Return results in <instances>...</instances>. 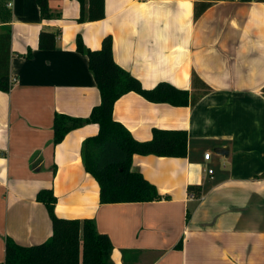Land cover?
I'll return each mask as SVG.
<instances>
[{"label": "crops", "instance_id": "obj_1", "mask_svg": "<svg viewBox=\"0 0 264 264\" xmlns=\"http://www.w3.org/2000/svg\"><path fill=\"white\" fill-rule=\"evenodd\" d=\"M196 2L106 0L104 19L78 23L76 0H49L51 20L36 0H0V33L11 32V89L0 90V263L7 239L29 247L52 236L37 199L51 189L59 218L93 219L110 237L111 264H264V0H212L197 21ZM57 30L56 48L41 50L40 34ZM78 36L92 50L112 36L115 61L145 89L168 82L202 92L194 74L209 87L195 106L134 92L114 106L137 141L152 140L156 129L188 134L186 158H133L161 201L100 203L81 156L98 125L53 144L56 114L87 118L101 102ZM190 186L201 188L200 198Z\"/></svg>", "mask_w": 264, "mask_h": 264}, {"label": "trees", "instance_id": "obj_2", "mask_svg": "<svg viewBox=\"0 0 264 264\" xmlns=\"http://www.w3.org/2000/svg\"><path fill=\"white\" fill-rule=\"evenodd\" d=\"M43 20H51L49 0H36ZM81 5L78 23L100 21L105 18L106 0H76ZM194 17L197 21L212 5V0H196ZM61 34L42 32L40 49L54 50ZM78 53L88 59L101 102L94 107L87 118L56 114L54 119L53 144L62 143L72 131L90 124L99 127L96 136L87 138L82 146L81 156L84 168L100 187L101 204L151 203L161 201L163 196L156 186L132 168L135 155H154L165 158H186L188 155V134L186 131L154 130L153 138L140 142L114 119V106L124 95L134 92L151 103H166L174 107L195 106L209 87L193 75L195 88L202 92L190 93L168 82H161L153 89H145L142 83L123 69L114 58V40L107 36L102 48H88L82 37L76 40ZM11 59V32L0 33V90L9 92ZM188 192L201 197L200 187L190 186ZM37 199L45 204L52 221V236L45 242L33 246H21L13 240H6L5 261L0 264H111L113 244L110 237L98 230L93 219H62L55 214L57 198L53 190L45 189ZM170 199V197H166Z\"/></svg>", "mask_w": 264, "mask_h": 264}, {"label": "water", "instance_id": "obj_3", "mask_svg": "<svg viewBox=\"0 0 264 264\" xmlns=\"http://www.w3.org/2000/svg\"><path fill=\"white\" fill-rule=\"evenodd\" d=\"M217 154L221 156H228V150L226 149H221L220 152H216Z\"/></svg>", "mask_w": 264, "mask_h": 264}, {"label": "built area", "instance_id": "obj_4", "mask_svg": "<svg viewBox=\"0 0 264 264\" xmlns=\"http://www.w3.org/2000/svg\"><path fill=\"white\" fill-rule=\"evenodd\" d=\"M205 158L206 159H209L210 158L209 153L205 155ZM210 173H212V171H210Z\"/></svg>", "mask_w": 264, "mask_h": 264}, {"label": "rangeland", "instance_id": "obj_5", "mask_svg": "<svg viewBox=\"0 0 264 264\" xmlns=\"http://www.w3.org/2000/svg\"><path fill=\"white\" fill-rule=\"evenodd\" d=\"M209 156H211V153H209ZM211 171H212V173L214 172V169H213V167L211 166Z\"/></svg>", "mask_w": 264, "mask_h": 264}]
</instances>
